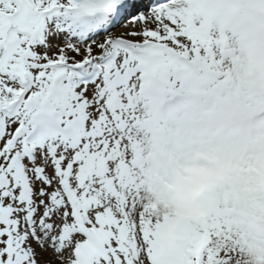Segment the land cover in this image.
Instances as JSON below:
<instances>
[{
	"label": "snow or ice",
	"instance_id": "6c2138e0",
	"mask_svg": "<svg viewBox=\"0 0 264 264\" xmlns=\"http://www.w3.org/2000/svg\"><path fill=\"white\" fill-rule=\"evenodd\" d=\"M0 264H264V0H0Z\"/></svg>",
	"mask_w": 264,
	"mask_h": 264
}]
</instances>
